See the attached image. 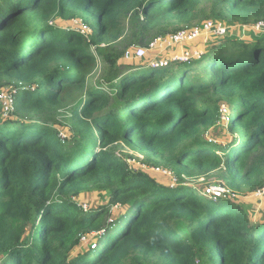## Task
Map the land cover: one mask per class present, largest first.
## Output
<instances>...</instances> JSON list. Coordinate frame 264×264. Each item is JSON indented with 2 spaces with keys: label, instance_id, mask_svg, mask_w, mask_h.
<instances>
[{
  "label": "trees",
  "instance_id": "obj_1",
  "mask_svg": "<svg viewBox=\"0 0 264 264\" xmlns=\"http://www.w3.org/2000/svg\"><path fill=\"white\" fill-rule=\"evenodd\" d=\"M202 1L0 0V87L13 86L15 106L12 120L0 121V264H264V224L251 222L242 205L157 185L112 153L123 143L178 178L225 169L230 187L262 188V39L224 36L205 44L198 62L171 58L150 68L135 58L123 67L114 61L117 97L87 86L97 64L92 45L135 39L149 46L170 27H192ZM211 1L219 18L227 11L264 19V0ZM79 15L91 17L90 41L48 24ZM127 20L135 31L124 38ZM31 86L37 89L25 90ZM81 98L70 118L76 133L66 141L56 118L45 115ZM220 100L233 111L239 106L221 151L203 137L220 120ZM94 191L109 194L124 214L73 201ZM178 229L184 234L173 235ZM101 231L93 250L71 257L84 236Z\"/></svg>",
  "mask_w": 264,
  "mask_h": 264
},
{
  "label": "rangeland",
  "instance_id": "obj_2",
  "mask_svg": "<svg viewBox=\"0 0 264 264\" xmlns=\"http://www.w3.org/2000/svg\"><path fill=\"white\" fill-rule=\"evenodd\" d=\"M214 6L213 2L211 0H203L200 6V13L199 18L202 19L199 21V18L191 23V25H196L199 23H204L207 21H213L214 23L223 24L228 31V36L230 37H236L238 38H245L246 34L250 32L254 37L262 39L264 43V34L262 31L257 29V26L260 23L264 22L263 20H259L257 22L254 21V19H251L250 21L243 19L242 17H232L230 14L227 13L223 18H219L217 16H214L210 14L213 12ZM91 17L88 16L86 19V15H79L77 18L72 19H65L61 17H55L53 20H51L48 24L52 27H56L58 29L69 30L72 29L76 32L81 33L88 41L91 40L93 34H94V25L89 26L87 20ZM44 23L40 25V27H43ZM186 26V25H184ZM186 29V28H185ZM169 31L166 32V34L159 37H169L171 35H174L182 30H173L171 27L168 28ZM135 29L134 26L130 23L129 20L126 22V33L124 35L125 37H132ZM153 33V32H152ZM260 35V36H258ZM153 39V38H152ZM151 40V39H150ZM154 40H152L153 42ZM236 41V40H235ZM151 42V43H152ZM150 43V44H151ZM149 46H142L140 45L139 41H136L135 39L132 41V44L125 45L124 40H118L113 43H102L101 47H97L92 45L91 51L93 55L97 58V64L94 67V69L87 73L86 75V81L88 90L89 89H97L101 91H108L110 94H113L114 97H117V91L113 89V81L114 74L112 72L111 66L112 62L116 61L117 67H123V63H126L128 60L127 58H118L119 53H132L135 56V52L140 48H150ZM210 44V43H209ZM208 44V45H209ZM205 43H197L194 48H205V51H207V47ZM188 50H191L190 47H187ZM125 52H124V51ZM176 50H168V51H148L147 58L138 60L135 58L137 63L145 64V65H152L153 63L156 64L162 59H167L168 55L170 53L175 52ZM101 52H105L104 57L100 56ZM109 60V61H107ZM152 60V61H151ZM149 61H151L149 63ZM129 63H132L131 61H127ZM198 62V61H196ZM125 68V67H124ZM126 69V68H125ZM117 70V68H115ZM110 79V82L108 81ZM63 84V83H62ZM118 83L114 82V85H117ZM13 86H7V87H0V95L1 93H6L7 95H11V92L8 88ZM12 89V88H10ZM37 89V86H31L25 88V90L34 91ZM110 89V90H109ZM2 93V94H3ZM220 120L219 122L214 125L213 127L209 128L207 131H205L203 137L205 138V141H207L210 144H213L214 146H218V149L221 151V144H224L226 142V139L228 137H232V133L230 130V123L233 121V115L235 112L237 113L238 107L233 111L231 108V104H229L225 100H220ZM85 103V98L82 100L79 99L77 102H72L68 108L62 109L58 112H53L50 114L45 115V119H50L51 117L56 118V129L59 133H63L65 135L66 141H71L73 136L76 133V129L74 128L73 124L74 122L70 119L72 117V112L81 107ZM6 106V104H5ZM114 107H111L113 109ZM13 116H15L13 113L9 116H6L4 114V106L3 102L0 98V121H11ZM50 123V122H49ZM51 124V123H50ZM114 155L125 158L126 161L129 163L130 167L133 169L134 173H140L141 175H145L153 181L157 185H162L166 188H179L181 187L184 190L192 189V193L197 194L199 196H204L207 199L213 198L216 199L218 202H224V200L230 199L235 200L237 203L231 204L232 208H241V205L244 210H248V217L251 222L256 224V226H260L264 224V181L262 188H259L257 190H252L250 188H232L229 185V180H225L223 177V173H225V169L223 171H215L211 174H209L206 177L202 178H178L176 176L175 171L173 168L168 167V165L164 164L162 165L161 161H157L155 164H148L147 159H145L143 154H139L133 150L127 149L123 143H120L119 146L116 148V150H113L112 152ZM182 179H184L182 181ZM211 198V199H212ZM73 201H75L78 205H80L82 208H86L87 210L92 209L93 207L96 209H99V207H108L110 209L109 215L119 217L122 214H124V208H121L120 204H112L111 203V197L109 194H106L105 192L101 191H94V192H88L81 194L78 197L73 198ZM238 205V206H237ZM95 209V210H96ZM178 228L182 227L183 225H178ZM182 229H178L173 232V235H183L184 231ZM103 234V231L99 233H91L89 235H86L87 239L85 241H81L79 245L73 249L71 253V257L85 252L86 250H89L97 241V237L99 235ZM95 256V253H91L90 257L93 258Z\"/></svg>",
  "mask_w": 264,
  "mask_h": 264
},
{
  "label": "built area",
  "instance_id": "obj_3",
  "mask_svg": "<svg viewBox=\"0 0 264 264\" xmlns=\"http://www.w3.org/2000/svg\"><path fill=\"white\" fill-rule=\"evenodd\" d=\"M257 29L262 31L264 33V22L260 23L257 26ZM227 28L223 24H218L214 23L213 21H207L204 22L201 25L191 27L184 29L182 31H179L178 33L171 35L169 37H158L154 39V41L150 44V48H140L135 52L134 54H128L126 53V58L127 59H132V58H137V59H144L147 58L148 56V51H168V50H173L176 48H181L182 51L184 52L185 58L188 59H198L201 60L203 57L204 53L201 50L193 51V50H188L187 47H191L194 43L197 41H207L209 40L210 37H222L227 34ZM193 47V46H192ZM175 58H178V55L176 54ZM166 64V61H159L156 64H152V66H162ZM3 93V92H2ZM0 95L1 101L3 102L4 106V114L6 116H9L12 114V112L15 109L14 106V97L11 94L10 96L7 95L6 93H3ZM6 104V106H5ZM61 137L65 138V135L61 133ZM87 239L86 236L82 238L83 241Z\"/></svg>",
  "mask_w": 264,
  "mask_h": 264
},
{
  "label": "clouds",
  "instance_id": "obj_4",
  "mask_svg": "<svg viewBox=\"0 0 264 264\" xmlns=\"http://www.w3.org/2000/svg\"><path fill=\"white\" fill-rule=\"evenodd\" d=\"M201 24H203V23H199V24H196V25H193L192 27H195V26H198V25H201ZM189 28H191V27H189ZM263 33V32H262ZM264 34V33H263ZM228 35V32H227V34L225 35V36H227ZM222 37H224V36H222ZM222 37H210L209 38V40H207V41H197L196 43H194L192 46H195V44H197V43H205V44H207L208 42H212V41H214V40H216V39H219V38H222ZM152 42V41H151ZM190 47L191 48V50H193L194 52L195 51H197V50H201V51H203V53H204V55H203V57L205 56V48H194V47ZM173 50H176L175 52H173V53H170L169 55H168V58H172V59H176L175 58V56H176V54L178 55V58L177 59H181V60H187L186 58H185V56H184V52L182 51V49L181 48H176V49H173ZM172 51V50H171ZM203 57L201 58V60L203 59ZM139 60H141V59H139ZM163 61H166L167 59H162ZM190 60H192V61H201V60H198V59H190ZM152 61V60H151ZM151 61H149V63L151 62ZM147 66H149L150 68H156V66H152V65H147ZM157 67H160V65L159 66H157ZM93 233H96V232H93ZM97 233H99V232H97ZM89 235V234H88ZM82 241V240H81ZM97 244V242L90 248V249H94V247H95V245Z\"/></svg>",
  "mask_w": 264,
  "mask_h": 264
},
{
  "label": "water",
  "instance_id": "obj_5",
  "mask_svg": "<svg viewBox=\"0 0 264 264\" xmlns=\"http://www.w3.org/2000/svg\"><path fill=\"white\" fill-rule=\"evenodd\" d=\"M139 60V59H138Z\"/></svg>",
  "mask_w": 264,
  "mask_h": 264
}]
</instances>
